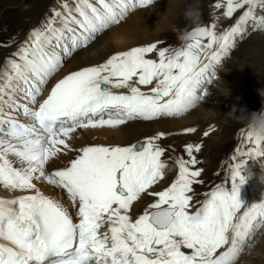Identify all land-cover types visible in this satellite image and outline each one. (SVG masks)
<instances>
[{"label":"snow or ice","instance_id":"obj_1","mask_svg":"<svg viewBox=\"0 0 264 264\" xmlns=\"http://www.w3.org/2000/svg\"><path fill=\"white\" fill-rule=\"evenodd\" d=\"M57 3L0 64V187L24 193L0 198V264H237L251 235L264 227V201L238 199L247 179L241 172L249 159L264 157V139L240 133L228 170L231 192L215 185L194 211L191 193L202 183L194 155L199 144L184 146L187 159L174 158L177 172L168 187L150 191L168 167L157 143L164 133L127 146H84L67 166L48 171L47 165L72 151L78 129L177 117L204 100L233 37L264 24V15H256L264 0L216 2L225 18L242 10L222 34L212 24L194 29L181 48L149 43L116 52L69 72L44 96L78 50L153 0ZM36 182L64 195H46ZM145 194L155 200L133 218L131 209Z\"/></svg>","mask_w":264,"mask_h":264},{"label":"rangeland","instance_id":"obj_2","mask_svg":"<svg viewBox=\"0 0 264 264\" xmlns=\"http://www.w3.org/2000/svg\"><path fill=\"white\" fill-rule=\"evenodd\" d=\"M171 1L153 0L152 5L131 11L120 24L110 26L87 47L78 50L65 62V66L54 77L65 73L69 67L78 65L92 51L101 46L103 41L108 42L110 32L115 28L130 26L126 30L132 32L130 38H132L133 44L126 42V46L118 48L116 44L109 42L113 52L149 43H158V47L177 49L185 45L187 36L194 29L215 24L214 31L220 35L233 26L242 14V10H237L232 18L223 17V8L216 9L213 5L216 2L223 3L224 0H178L180 4L177 6H171ZM53 7H58L57 0H0V64L25 40L32 27L37 26L41 20L50 15V9ZM189 8H195L199 12V21L195 24L184 16L185 11ZM256 15H264V10L258 8ZM109 39L113 41L112 38ZM148 58L156 57L153 53L149 54ZM214 70L215 76L212 83L205 85L207 96L186 113L177 117H163L153 121H129V123L140 124V130L146 129L147 126L155 128L164 122L172 123V127L175 128L171 133L162 131L164 136L157 141L165 149L161 159L168 164V167L165 169L164 178L150 191H162L175 179L177 169L174 165V158L183 156L187 159L183 150L186 144H199L202 147L199 152H194L198 161L196 167L202 170V175L199 177L202 183L193 186L194 192L191 193L193 195V211L206 198L203 194L210 191L215 185L227 182L225 189L229 193L231 192L228 170L230 165L235 163L232 156L243 139L240 133L246 134L247 132L244 124L234 118L232 111L238 112L243 109L251 113L259 112L264 108V102H262V97H264V30H254V25H250L243 35L234 36L233 47ZM53 78L50 82L53 81ZM142 87H144V91L148 90L147 86ZM114 91L122 92L127 89H114ZM195 115L201 116L203 121L193 128L195 131L193 133H185L184 129L180 131L179 128H182L180 125L186 124L188 118L191 116L194 118ZM211 117H217V121L204 126V122ZM84 131H89V129H78L73 133L72 139L69 141L72 151H68L66 155L62 154L59 159L51 161L48 165L56 167V169L67 166L68 162L78 154L75 150L86 146L83 144L85 140L81 136ZM205 132L208 133L207 136L204 135ZM156 133L141 134L138 138L127 143L130 145L143 141L158 134ZM74 135H78L80 138H74ZM95 140L99 142H91L89 145L113 142V138L105 139V142H102L101 139L95 138ZM262 165H264V157L249 159L241 172V175L247 176L238 192V199L243 204L264 201V167ZM36 183L37 187L46 195H51L56 199H60L64 195L60 190L52 189V186ZM17 193L20 194V192ZM0 198L10 199L13 196L0 193ZM154 200L155 197L143 195L139 200L140 205H134L130 215L135 218ZM104 229H107V225L102 230ZM237 264H264V227L251 235L237 258Z\"/></svg>","mask_w":264,"mask_h":264},{"label":"bare ground","instance_id":"obj_3","mask_svg":"<svg viewBox=\"0 0 264 264\" xmlns=\"http://www.w3.org/2000/svg\"><path fill=\"white\" fill-rule=\"evenodd\" d=\"M179 4H180V2L178 0H172L170 2L171 6H177ZM162 16H164V15L162 14ZM162 16H161V18H162ZM126 28H130V26L125 25V26L113 29L110 32V36L108 37V42L107 41H103V44L101 46H99L96 50L92 51V53L88 57H86L78 65L73 66V67H69L68 70L65 71V73H67L69 71H72V70H75V69H78V68L83 67V66L96 65V64L104 62L110 55L118 52V51L113 52L114 50H113V48H112V46H111V44L109 42H112V44H116V46H118V48H120V46H126V42H132V38H130V36H132V32H130V30H126ZM109 38H112L113 41L110 40ZM118 40H120V42H118ZM131 44H133V42ZM132 47H134V46H132ZM132 47L126 48V49H124L122 51H127L130 48H132ZM65 73L63 72V74H60L59 76L54 77L53 81H51L50 84H48L47 87L45 88L44 94L47 91V88L56 79H58L59 77H61ZM141 88H142V90L144 89V87H142V86H141ZM192 117L193 116L188 118L189 120H187L186 124L180 125V126H182V128H179L180 126H179V123H178V126H179L178 128L180 129V131L183 130V129L194 128V127H196V125L198 123H202L203 122L202 119H201L202 117L199 116V115H195L194 118H192ZM216 121H217V117H211V118H209L208 120H206L204 122V126L210 125L213 122L215 123ZM172 126H173L172 123L164 122L163 124H161L160 126H156L155 128H150V126H147L146 129L140 130L139 129L140 124L127 122L126 124L121 125V126H119L117 128L104 127V128H97V129H89V131H84L81 136L84 138L83 140H85V141H84L83 144H86V146H87V144L89 145V143L91 144V142L92 143L93 142H96V143L99 142V141H96L95 138L97 140L101 139L102 142H105V139L110 140L111 138H113V142L112 141L111 142L107 141L106 143L103 144V145H106V146H116V145L127 146L128 145L127 142L133 140L134 138L135 139L138 138L141 134L146 135V133H150V132H151V134H154L155 132L162 133V131L171 133L175 129ZM153 129H155V130H153ZM87 132H90V133H87ZM72 136H73V134H72ZM74 138H80V137L78 135H74ZM78 142H80V141H78ZM102 142H100V143H102ZM80 146H78V147H80ZM201 149H202V147H201ZM54 169H56V167H53L51 165H47V170L48 171H51V170H54ZM44 185L46 186V184H44ZM52 189H53V187H52ZM0 193L1 194L4 193L6 195L11 194L13 196V198H14V196L16 194H17V196L21 195V194H24V193H20L19 194L17 192H10V191H8L6 189H3L2 187H0ZM49 196H51V195H49ZM134 205L135 206L136 205H140V201L135 202Z\"/></svg>","mask_w":264,"mask_h":264},{"label":"clouds","instance_id":"obj_4","mask_svg":"<svg viewBox=\"0 0 264 264\" xmlns=\"http://www.w3.org/2000/svg\"><path fill=\"white\" fill-rule=\"evenodd\" d=\"M184 16L194 24L199 21V12L195 8L187 9ZM260 30H264V24L261 25ZM262 102H264V97H262ZM232 112L234 118L244 124L247 132L251 133L253 137L264 139V108L259 112L251 113H248L243 109L238 112L233 110ZM262 167H264V165H262Z\"/></svg>","mask_w":264,"mask_h":264}]
</instances>
